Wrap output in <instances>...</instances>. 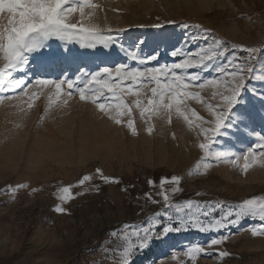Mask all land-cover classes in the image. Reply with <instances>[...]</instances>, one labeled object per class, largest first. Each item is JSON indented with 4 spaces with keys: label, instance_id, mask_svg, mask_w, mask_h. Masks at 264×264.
I'll list each match as a JSON object with an SVG mask.
<instances>
[{
    "label": "rangeland",
    "instance_id": "1",
    "mask_svg": "<svg viewBox=\"0 0 264 264\" xmlns=\"http://www.w3.org/2000/svg\"><path fill=\"white\" fill-rule=\"evenodd\" d=\"M88 3L95 7H85L83 19L77 11L70 17L71 22L98 28L105 37L113 38L110 45L81 47L78 40L66 44L52 39L49 48L41 51L67 54L70 49L66 60L57 59L45 66L32 54L25 72L14 74V78L25 79V85L14 88L6 83L0 87V264H114L120 251L116 245L122 242L111 233L125 225L147 227L164 211L163 197L159 195L162 192L171 196L173 205L190 201L193 206L181 215L204 225L220 219L231 205L248 198H264V140L247 132L246 140L233 136L227 144L217 137L211 152L219 153V159L206 156L199 148L205 142V134L198 125L212 127L207 123L213 120L209 106L220 103L219 93L229 86L230 77L226 74L215 69L201 72L197 84L211 79L219 83L204 88L190 85L189 90L198 92L200 98L188 97L183 101L184 115L175 108L170 114L141 115V109L134 105L137 97L123 92L131 113L122 110L118 117L121 123L113 118L115 111H100L90 99L81 100L79 91L68 89L66 83L58 96L54 85L37 83L39 79H75L81 69L95 73L110 67L111 82L126 89L131 85L115 80L119 64L144 69L179 63L183 54L173 57L172 51L180 48L182 53L195 52L211 43V36L225 41L226 55H235L240 63L249 54L239 46L256 47L258 51L250 66L259 75L264 71V52L259 51L264 49V0ZM6 17V13L0 14V24H6ZM184 24L189 27H183ZM205 29L211 33L207 41ZM130 50H138L137 60L127 55ZM156 52L160 53L158 59L140 63ZM218 63L227 66L223 58ZM192 71L197 70H177L181 75ZM245 80L249 91L242 95L259 110L250 90L264 89V84L247 76ZM154 86V81L145 82L141 88L145 103ZM100 102L119 103L107 92ZM198 116L203 119H197ZM129 120L133 121L135 131L128 127ZM262 129L264 120L258 115L255 130ZM250 147L253 153L245 160L244 154ZM97 169L119 182H105ZM85 175L91 179L81 186L78 182ZM174 175L181 177L178 184L166 182L161 186L163 178L170 180ZM21 184L26 187L15 189ZM66 186H72L73 198L61 202L58 189ZM173 188L177 190L171 191ZM135 194L150 200L152 207H133ZM206 202L212 207L206 208ZM57 205L66 211H55ZM169 212L174 213V209ZM203 212L210 215L204 216ZM159 219L166 223L163 215ZM262 227L264 221L259 216L214 230L189 225L152 240L134 256L133 264H264V233L259 232ZM253 228L259 234L253 235ZM155 231L159 234L161 228L157 226ZM213 239L222 242L213 245ZM196 245L204 252L195 253L193 258L188 249ZM221 252L228 255L221 256Z\"/></svg>",
    "mask_w": 264,
    "mask_h": 264
},
{
    "label": "snow or ice",
    "instance_id": "2",
    "mask_svg": "<svg viewBox=\"0 0 264 264\" xmlns=\"http://www.w3.org/2000/svg\"><path fill=\"white\" fill-rule=\"evenodd\" d=\"M89 6L95 7V5H90L88 0H0V14H7L6 24H0V87H3L6 83L14 88L25 85V79L14 78V74L25 72L32 54H35V56H32L33 59H37L38 63L45 66L57 59L66 60L68 55H71L70 49L67 54L65 52L41 51L49 48L48 42L52 39L64 41L66 44L78 40L81 47H96L97 43L105 46L110 45L113 42V38L111 36L105 37L98 28L85 26L83 23L78 26L76 23L71 22L70 17L77 11H79L83 19L84 8ZM182 26L185 28L189 27L187 24ZM153 27H161V25H153ZM196 27L199 26L197 25ZM204 32L208 33L204 37L207 41L211 33L207 29ZM224 43L225 41L211 36V43L200 47L195 52L182 53L181 49L177 48L171 52V55L176 57L183 54L184 58L179 63L171 65L141 69L139 67L128 68L125 64H119L115 68V80L131 85L126 89L121 88L115 82H111L113 70L110 67H102L95 73L81 69L80 74L75 79L65 78L59 81L39 79L37 83L40 85H54L57 96L66 83L68 89L75 88L79 91L81 100L90 99L94 104H97L100 111L106 113L115 111L116 117L113 118L116 123H121L122 121L118 117L123 114L122 110H126L129 114L131 113V107L124 102L121 93L127 92L137 97L134 105L136 108L141 109V115L144 113L159 114L160 112L170 114L173 108L181 115H184L181 109L183 101L188 97L200 98L198 92L189 90L190 85L199 88H204L205 85L217 86L219 82L216 79L196 83L201 80V72L215 69L217 73L226 74L230 77V80L227 81L229 86L224 92L219 93L220 103L209 106L213 120L207 121V123L211 124L212 127L203 128L201 125L198 126L201 127L202 132L205 134V142H201L199 148L204 150L206 156L215 155L219 159V153L213 154L211 152V146L217 143V137L225 140L227 144L231 143V137L233 136L240 140H246L247 136L245 133L247 132L249 135H255L258 139L264 140V134H262L264 129L261 132L255 130L256 117L259 115L264 120V114L261 113V110H264V89L252 88L250 90L252 97L259 104V110L256 104L252 103L251 100L246 101L242 95V93L249 91L246 87L245 76L249 80L255 79L258 83L264 84V71L257 75L258 70L250 66L253 54L257 53L258 49L256 47L239 46L249 54L248 59L240 63L239 58L235 55L230 58L226 55L227 50L223 47ZM235 47L237 46L233 45V48ZM259 51L264 52V49H259ZM127 55L131 59L137 60L139 52L138 50H130ZM159 55V52L148 55L144 60H140V63L156 60ZM222 58L226 60L227 66L218 63ZM189 69L197 71H192L187 75H181L177 72V70H182L187 73ZM152 81L155 82V86L150 89L151 96L147 97L145 103L142 98L144 93L141 88L145 82ZM134 88L135 91L133 90ZM105 92L111 93L119 103L112 105L100 102L105 98ZM213 95H216V93ZM184 118L188 120L190 125L192 124V121L186 115ZM197 119L202 120L203 118L198 116ZM128 127L135 131L133 121H128ZM148 131L151 133L152 128H149ZM261 147H264V145H261ZM252 153L253 149L250 147L244 154V159L248 160ZM244 167L247 168L248 164H245ZM96 171L105 182H119L115 178L104 176L100 169ZM90 179L91 176L85 175L78 183L83 186ZM180 180L181 177L175 175L170 180L169 178H163L161 186L163 187L166 182L178 184ZM150 183L152 182L150 181ZM11 187L9 186V188ZM21 187H26V185H16L15 189ZM71 187L66 186L58 189V199L61 202L73 198ZM96 190H99L98 187ZM176 190V188H173L171 191L174 192ZM159 195L163 197L164 211L158 214L147 227L137 229L134 225H125L123 229L111 233L112 237L122 242L116 245V248L120 249V251L114 264H133L134 256L147 248L152 240L162 238L169 232H179L182 228L186 229L189 225L206 231L235 225L241 219L248 217L259 216V219L264 221V198H248L239 204L231 205L229 206L230 210L220 219L204 225L199 220H194L191 217L185 219L181 215L182 213L186 214V209H190L193 206L190 201L186 202L185 205H173L170 203L171 196L167 192L159 193ZM217 206L219 207L220 205ZM205 207L210 208L212 205L206 202ZM170 209H174V213L170 214ZM54 210L61 213L66 211L60 205H57ZM202 214L204 216L210 215L209 212H203ZM159 215L165 217L166 223H161ZM173 216H175V221H173ZM173 223L178 226L174 227ZM157 226L161 228V233L159 234L155 231ZM259 232L264 233V227ZM252 234H259L258 230L253 228ZM221 242V240L213 239L211 244L215 245ZM199 252H204V249L199 245L188 249V254L193 258L194 254ZM115 255L116 251L113 250V256ZM219 255L224 256L228 255V253L221 252Z\"/></svg>",
    "mask_w": 264,
    "mask_h": 264
},
{
    "label": "built area",
    "instance_id": "3",
    "mask_svg": "<svg viewBox=\"0 0 264 264\" xmlns=\"http://www.w3.org/2000/svg\"><path fill=\"white\" fill-rule=\"evenodd\" d=\"M132 205L133 207L150 209L152 207V202L146 198H143L140 194H135L132 198Z\"/></svg>",
    "mask_w": 264,
    "mask_h": 264
}]
</instances>
